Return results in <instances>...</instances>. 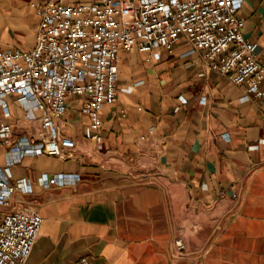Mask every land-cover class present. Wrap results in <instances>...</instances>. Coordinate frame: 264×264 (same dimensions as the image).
<instances>
[{
  "label": "crops",
  "instance_id": "1",
  "mask_svg": "<svg viewBox=\"0 0 264 264\" xmlns=\"http://www.w3.org/2000/svg\"><path fill=\"white\" fill-rule=\"evenodd\" d=\"M44 1L0 0V49L34 45L32 2ZM78 1L91 0H64ZM239 15L264 61V0H246ZM190 48L122 50L101 148L87 135L84 100L72 96L58 119L76 142L68 155L26 154L10 166V181L27 178L32 192L0 206V219L27 207L44 217L29 264H264V97L243 98V86ZM11 111L9 121L24 116L12 102ZM8 150L0 144V167ZM62 172L81 180L40 181Z\"/></svg>",
  "mask_w": 264,
  "mask_h": 264
},
{
  "label": "built area",
  "instance_id": "2",
  "mask_svg": "<svg viewBox=\"0 0 264 264\" xmlns=\"http://www.w3.org/2000/svg\"><path fill=\"white\" fill-rule=\"evenodd\" d=\"M245 1L32 2L38 17L34 45L0 49V144L9 146L7 164L0 167V206H9L17 192H32L29 179L10 181L13 163L26 154L65 157L75 147L58 121L72 96L84 100L87 135L95 150L101 148V110L116 101L122 50L136 46L158 56L159 49L182 40L191 46L187 53H200L204 66L243 86V98L264 97V61L257 57V41L245 36L239 15ZM11 102L24 111L16 121L8 120ZM80 180L79 173L40 176L45 188ZM43 224L36 207L6 211L0 219V264H29ZM175 246L182 248L183 240L176 238Z\"/></svg>",
  "mask_w": 264,
  "mask_h": 264
}]
</instances>
